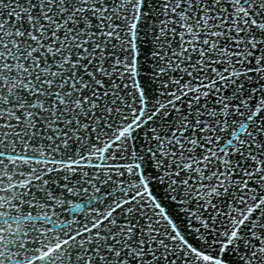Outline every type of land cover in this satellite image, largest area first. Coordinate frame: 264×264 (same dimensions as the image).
I'll return each mask as SVG.
<instances>
[{"label": "snow or ice", "instance_id": "6c2138e0", "mask_svg": "<svg viewBox=\"0 0 264 264\" xmlns=\"http://www.w3.org/2000/svg\"><path fill=\"white\" fill-rule=\"evenodd\" d=\"M0 264H264V0H0Z\"/></svg>", "mask_w": 264, "mask_h": 264}]
</instances>
